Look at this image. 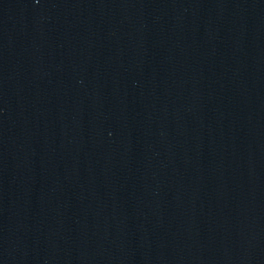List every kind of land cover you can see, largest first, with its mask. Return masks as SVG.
<instances>
[{
	"label": "water",
	"instance_id": "obj_1",
	"mask_svg": "<svg viewBox=\"0 0 264 264\" xmlns=\"http://www.w3.org/2000/svg\"><path fill=\"white\" fill-rule=\"evenodd\" d=\"M0 264H264V0H0Z\"/></svg>",
	"mask_w": 264,
	"mask_h": 264
}]
</instances>
